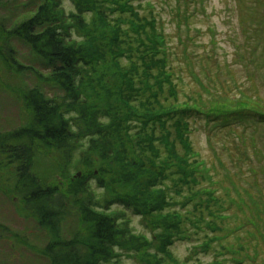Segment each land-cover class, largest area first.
Masks as SVG:
<instances>
[{
  "label": "trees",
  "instance_id": "1",
  "mask_svg": "<svg viewBox=\"0 0 264 264\" xmlns=\"http://www.w3.org/2000/svg\"><path fill=\"white\" fill-rule=\"evenodd\" d=\"M73 1V9L66 12L59 0H40L31 18L9 29L0 27L8 47L7 65L34 76L33 87L23 86L20 96L30 122L0 134V153L16 164L25 209L51 234L44 254L50 264H115L121 252L139 255L140 264H192L172 260L165 245L170 230L180 229L181 234L187 222L200 228L204 216L169 213L164 209L165 191L181 188L187 203L203 194L207 198L194 208L202 212L206 207L212 214L211 203L217 198L195 187L201 186L203 172L188 139V120L202 115L208 121L212 110L197 100V93L179 95L165 37L152 13L140 14L131 0ZM186 11L184 7L180 13ZM112 12L117 14L110 17ZM88 13L92 17L87 20ZM90 22L93 29L87 28L86 36H72L71 28L78 35ZM14 40L28 47L38 64L17 63L11 54ZM241 113L230 114L243 121L247 117ZM41 146L59 153L61 179L73 162L82 171L69 175L66 186L51 183L54 169L36 168ZM110 191L112 195H102ZM109 202L149 217L160 232L152 242L133 234L126 224L117 223L116 214L102 212ZM70 205L79 227L72 238L61 239ZM209 227L213 233L221 229ZM211 241L201 245L204 252ZM223 250L221 246L217 257Z\"/></svg>",
  "mask_w": 264,
  "mask_h": 264
},
{
  "label": "rangeland",
  "instance_id": "2",
  "mask_svg": "<svg viewBox=\"0 0 264 264\" xmlns=\"http://www.w3.org/2000/svg\"><path fill=\"white\" fill-rule=\"evenodd\" d=\"M131 1L140 14L148 16L150 12L156 18L157 29L165 37L168 64L177 79L179 95L197 93V100L212 110L208 121L202 115L188 120V139L192 151L198 153L202 166L199 170L203 172L201 186L195 187L207 189L217 200L211 203L212 214L203 206L198 212L194 206L207 196L201 194L187 203L185 193H179L181 188L165 191L164 209L169 213H179L184 218L204 216L200 228L187 222L186 232L185 228L181 234H177L180 229L170 230L167 252L172 260L181 263L215 264L219 260L222 264H264V0ZM39 4L40 0H0V27L9 29L31 18ZM59 4L66 12L74 7L73 0H59ZM184 7L187 11L180 13ZM86 17L88 20L92 14ZM119 25L127 27L126 23ZM87 28L93 29L91 22L78 35L71 28L72 36L83 38ZM2 36L0 31V134L5 135L30 122V113L20 96L23 86L33 87L34 76H28L25 70L16 73L7 65L4 54L8 47ZM12 46L11 54L17 63L38 64L28 47L15 40ZM53 93L61 95L56 90ZM217 103L221 107H216ZM236 110L242 112L240 116L246 115L243 122L235 118L238 114H230ZM37 151L36 168L54 169L50 182L56 181L58 187L66 186L69 175L82 171L73 162L67 165L68 171L62 173L65 176L61 179L59 153L46 152L43 146ZM4 158L0 153V264H50L44 248L52 240L51 234L25 209V190L18 183L16 164ZM91 186L97 187L94 180ZM111 192L101 193L106 196ZM122 205L109 202L102 212L116 214L117 223L126 224L133 234H143L152 242L160 229L150 224L149 217L143 218L138 211ZM69 210L61 225V239L72 238L79 227L78 215L71 205ZM219 216L220 221L216 218ZM211 225L221 229L213 233ZM209 239L212 241L204 252L201 245ZM221 246L225 250L217 257ZM138 260L141 261L139 255L121 252L115 264H140Z\"/></svg>",
  "mask_w": 264,
  "mask_h": 264
}]
</instances>
